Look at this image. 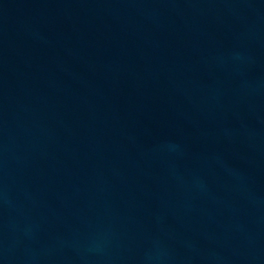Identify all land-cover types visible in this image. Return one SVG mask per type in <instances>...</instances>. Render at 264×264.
<instances>
[{
  "label": "water",
  "instance_id": "1",
  "mask_svg": "<svg viewBox=\"0 0 264 264\" xmlns=\"http://www.w3.org/2000/svg\"><path fill=\"white\" fill-rule=\"evenodd\" d=\"M0 264H264V0H0Z\"/></svg>",
  "mask_w": 264,
  "mask_h": 264
}]
</instances>
